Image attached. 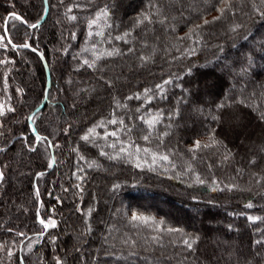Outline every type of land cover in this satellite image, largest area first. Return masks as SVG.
<instances>
[{
	"label": "trees",
	"instance_id": "16d2710c",
	"mask_svg": "<svg viewBox=\"0 0 264 264\" xmlns=\"http://www.w3.org/2000/svg\"><path fill=\"white\" fill-rule=\"evenodd\" d=\"M44 11L0 0V264H264L261 0H47L29 27Z\"/></svg>",
	"mask_w": 264,
	"mask_h": 264
},
{
	"label": "snow or ice",
	"instance_id": "6c2138e0",
	"mask_svg": "<svg viewBox=\"0 0 264 264\" xmlns=\"http://www.w3.org/2000/svg\"><path fill=\"white\" fill-rule=\"evenodd\" d=\"M261 4H264V0H261ZM68 11L70 12L71 9H68ZM218 11H220L221 12V15H223L225 9H223V8L222 9H218ZM108 15H109V12H108L107 6H106L104 9H101L100 10V12L97 14L96 19L89 21L88 27L89 28H92L93 25H95L97 23V21L101 17L107 18ZM141 15H142V17H143L144 20H147L149 18L145 14H141ZM261 15H264V12H262ZM14 18L17 19V20L20 19L19 16H14ZM69 19L70 20H76L77 17L76 16H69ZM214 19H219V17H215ZM138 22H140V21H138ZM204 23L207 24V23H209V21L205 20ZM29 27L35 28V27H37V25L36 24H30ZM199 27H202V26L201 25H197L196 26V28H199ZM239 27H240V25H237L235 28L232 29V31H236V29L239 28ZM194 31H195V28L190 29V33L191 32H194ZM128 34L129 33H126L125 35H128ZM89 35H92V33H89ZM96 35H103V33L98 32V33H96ZM188 36H189V34H186V36L184 38H188ZM0 39H2V38H0ZM116 39H123V37L117 36ZM9 43H11V41H9ZM13 47H16V45H14ZM22 47L28 48L29 45L27 43H25V44L22 45ZM112 54L113 53H111V52L108 53V55H112ZM89 66H92V65H89ZM169 83H171L170 80H165L164 81V84H169ZM156 89L159 90V94L163 97V92H164L163 85L162 84H157L156 85ZM152 91H153L152 89H145L144 95L146 97V102L150 101L153 98L152 96H149L148 95V93H150ZM135 98L136 99H139L140 97L139 96H136ZM128 99H133V97H128ZM238 102L239 103H243V101H238ZM224 107H225L224 104L217 105V108L218 109H223ZM8 111H12V109H8ZM137 111H139V109H137ZM3 114H4L3 111L0 110V115H3ZM260 118L262 120H264V112H261ZM27 119L32 120L33 118L32 117H28ZM212 119L213 120H218V117L217 116H213ZM159 121H160V113H157L156 115L152 116L150 119H145L144 122L146 124H148V126L151 128V127H154L156 123H159ZM34 122L35 121L33 120V123ZM109 123L115 124V123H117V121L112 120V121H109ZM120 123H123V121H120ZM101 124H102V122H101ZM97 126H101V125L98 124ZM32 131L35 134V139H36L37 142H41L42 143V142H44V141L47 140V137H41L38 133H36V130L35 129H32ZM94 133H95V127L89 129L88 132H87V134H85L84 136H82L81 139L83 141H85V142H89L90 139H92L94 137ZM108 135H116V133H109ZM144 139H148V137L145 136ZM209 141H210V143H204L203 145L201 144L200 141H196L195 144H194V147L193 148H190L189 151L190 152H194V151L199 150L202 147H204V148L213 147V146H216V145H218V144L221 143L214 136H210L209 137ZM49 147H59V146L58 145L49 144ZM30 150H35V149L34 148H30ZM0 151H2V149H0ZM145 151H147V149H145ZM261 151H264V148H261ZM101 154L102 155H106L105 153H101ZM229 155H231L230 152L227 155H225V159H227ZM108 158L109 159H113L114 157L109 156ZM81 159H83V157H81ZM160 159L167 160L168 157L167 156H161ZM252 163H255V161H252ZM94 165H95V162H92L91 164H89V167H93ZM52 166H53L52 163L49 162L48 167L51 168ZM95 166H98V165H95ZM42 175H43V173H39L38 174V176H42ZM2 177H3V173L0 172V178H2ZM197 179H198V182L199 183H201V184L204 183L203 180H199V178H197ZM115 187H119V186L117 185ZM226 187H229V190H231V186H226ZM37 195H39L38 192H37ZM246 207L251 208L252 207V204L251 203H248L246 205ZM248 219L250 221H255V220L260 219V218L259 217L249 216ZM132 220L133 221H140V222H143L145 224H148L151 221V218H149V217H143V216H138L135 213H133ZM161 223H163V222H161ZM40 224L43 226V230L44 231H47L48 229H51V228H55L56 227V222L54 220H51V219H49L48 221H45V220L41 219L40 220ZM165 231L168 232V233H171V232H177V231L178 232H182L183 230L182 229H172V228H169V229H166ZM18 235H19V233H18ZM40 235H43V232H41ZM153 239H155V237ZM194 243H195V239H192V240H187L186 239V240H184V244H185V246L188 249H192ZM258 243H260V241H258ZM9 255H11V253H9ZM57 264H60V261L59 260H57Z\"/></svg>",
	"mask_w": 264,
	"mask_h": 264
},
{
	"label": "water",
	"instance_id": "95a60500",
	"mask_svg": "<svg viewBox=\"0 0 264 264\" xmlns=\"http://www.w3.org/2000/svg\"><path fill=\"white\" fill-rule=\"evenodd\" d=\"M44 4H45V11H44V15L43 17L36 23V25H39L45 15H46V11H47V0H44ZM4 31H5V34H6V21H5V24H4ZM38 55L39 57L41 58L43 64L45 65V69H46V75H47V78H46V88H45V91H44V96H43V99L42 101L40 102V104L32 111L31 115L29 117H32V115H34L35 113H37L40 109H42V107L44 106V104L46 103L47 101V96H48V87H49V81H50V76H49V71H48V66L46 64V61L43 57V55L41 53H39L38 51L34 50ZM29 120V119H28ZM29 124H30V127H31V131L32 129H34V126L32 124V120H29ZM33 132V131H32Z\"/></svg>",
	"mask_w": 264,
	"mask_h": 264
},
{
	"label": "rangeland",
	"instance_id": "374dc122",
	"mask_svg": "<svg viewBox=\"0 0 264 264\" xmlns=\"http://www.w3.org/2000/svg\"><path fill=\"white\" fill-rule=\"evenodd\" d=\"M117 68V67H114ZM36 114V113H35ZM33 116V115H32ZM240 121L242 122V120L240 119ZM239 126H237L236 128H238ZM36 242V238L30 240L25 246H24V251H28L32 248L33 244Z\"/></svg>",
	"mask_w": 264,
	"mask_h": 264
}]
</instances>
